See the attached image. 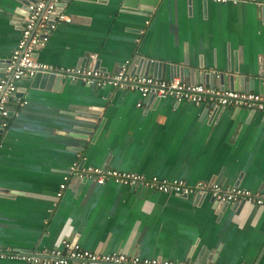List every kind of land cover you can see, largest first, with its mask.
Wrapping results in <instances>:
<instances>
[{
    "label": "crops",
    "instance_id": "0c3cea01",
    "mask_svg": "<svg viewBox=\"0 0 264 264\" xmlns=\"http://www.w3.org/2000/svg\"><path fill=\"white\" fill-rule=\"evenodd\" d=\"M61 3L72 22L48 34L41 62L113 72L128 61L131 74L144 75L150 60L147 76L264 93V0ZM25 6L0 0L1 62L16 48ZM63 80L18 86L26 104L11 105L0 135V250L34 253L68 239L105 254L264 264V206L110 180H73L53 206L65 171L81 158L84 166L264 193V113Z\"/></svg>",
    "mask_w": 264,
    "mask_h": 264
},
{
    "label": "built area",
    "instance_id": "2783aa9c",
    "mask_svg": "<svg viewBox=\"0 0 264 264\" xmlns=\"http://www.w3.org/2000/svg\"><path fill=\"white\" fill-rule=\"evenodd\" d=\"M62 0H34L28 3L21 26V34L9 60L0 61V131L6 130L9 118L14 114L12 104L22 106L26 100L20 95L16 81L33 78L37 74H53L60 78L78 80L88 86L104 88L110 86L121 90H134L142 97L158 99L173 97L177 102H190L205 108H243L247 111L264 113V93L235 91L205 83H188L179 78L161 79L153 76L131 74L129 62L121 63L113 72H105L93 67L54 66L37 60V52L48 40V34L61 22L70 23L72 18L61 11ZM206 1V0H205ZM216 3L236 4L243 0H211ZM219 77V74H216ZM84 159L73 162L65 171L53 206H56L64 191L73 180L83 182L94 180L104 184L110 180L122 185L141 187L150 191L173 193L177 196H209L217 204H242L264 206V193L238 186H223L212 181H198L188 184L182 179L168 180L146 177L142 174L122 172L104 167L84 166ZM2 259H18L24 264H216L162 258H144L126 252L111 254L87 250L68 239L52 249L34 253H23L12 249L0 250Z\"/></svg>",
    "mask_w": 264,
    "mask_h": 264
},
{
    "label": "water",
    "instance_id": "95a60500",
    "mask_svg": "<svg viewBox=\"0 0 264 264\" xmlns=\"http://www.w3.org/2000/svg\"><path fill=\"white\" fill-rule=\"evenodd\" d=\"M24 1L26 3V6L24 7V9L26 10L28 3L31 2V1H34V0H24ZM59 7H63V4L60 3L59 4ZM150 62H151L150 60H143V64H144V67H145L143 73L146 76L148 74V72H147L146 69H147V67H149ZM39 78H42V80L44 81V82L42 81V83H45L46 80H47L48 83H50L52 80H56V82L58 81L59 83L64 81L60 77H57V76H55L53 74H37L33 78L21 79V80L16 81L15 83H16L17 86H28L29 85V82L31 81V85L34 86L38 82V79ZM229 80L231 82L232 81V78H230ZM230 87H232V86H230ZM234 88L236 89V86H234ZM20 95H22V94H20ZM1 133H2V131H0V135H1ZM228 205L229 204H223V206H228Z\"/></svg>",
    "mask_w": 264,
    "mask_h": 264
}]
</instances>
